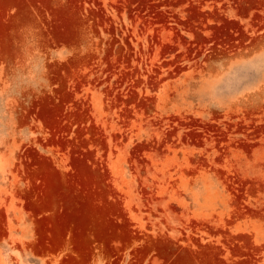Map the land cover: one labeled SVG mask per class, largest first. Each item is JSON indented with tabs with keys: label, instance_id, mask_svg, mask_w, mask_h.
<instances>
[{
	"label": "rangeland",
	"instance_id": "obj_1",
	"mask_svg": "<svg viewBox=\"0 0 264 264\" xmlns=\"http://www.w3.org/2000/svg\"><path fill=\"white\" fill-rule=\"evenodd\" d=\"M0 264H264V0H0Z\"/></svg>",
	"mask_w": 264,
	"mask_h": 264
}]
</instances>
